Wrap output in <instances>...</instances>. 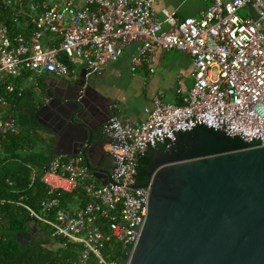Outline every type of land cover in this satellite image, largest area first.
Segmentation results:
<instances>
[{
  "label": "built area",
  "instance_id": "1",
  "mask_svg": "<svg viewBox=\"0 0 264 264\" xmlns=\"http://www.w3.org/2000/svg\"><path fill=\"white\" fill-rule=\"evenodd\" d=\"M206 1L198 18L179 19L163 9L158 19L154 0H58L52 6L45 0H0L29 29L12 34L0 24V87L6 93L22 94L13 80L24 72L28 77H76L75 67L80 66L88 82L135 43L131 74L140 66L152 73L157 49L181 51L191 59L192 84L180 103L155 95L152 106L144 108L145 120L133 123L123 121L112 105L101 125L112 163L106 184L92 176L81 154L56 153L40 176L46 192L40 211L14 202L33 222L49 227L57 246L72 247L77 253L72 264H120L136 243L150 190L133 187L134 166L145 142L163 147L162 137L190 128L205 113L233 136L264 131V0ZM243 9L246 16L240 17ZM8 107L0 94V149L2 138L19 130L5 114ZM262 139L260 146L264 134ZM63 196L77 201L73 209L61 205ZM5 202L13 203L0 199V204Z\"/></svg>",
  "mask_w": 264,
  "mask_h": 264
},
{
  "label": "water",
  "instance_id": "2",
  "mask_svg": "<svg viewBox=\"0 0 264 264\" xmlns=\"http://www.w3.org/2000/svg\"><path fill=\"white\" fill-rule=\"evenodd\" d=\"M83 76L81 69L72 80L45 79L46 99L33 116L54 134L55 153L81 154L106 184L109 170L100 163L106 139L97 131L111 114L110 101ZM227 130L205 113L190 128L162 137L163 151L144 143L133 187H149L147 212L120 264H264V131L233 136ZM149 151L155 153L138 183V162ZM23 239L16 234L27 245Z\"/></svg>",
  "mask_w": 264,
  "mask_h": 264
},
{
  "label": "trees",
  "instance_id": "3",
  "mask_svg": "<svg viewBox=\"0 0 264 264\" xmlns=\"http://www.w3.org/2000/svg\"><path fill=\"white\" fill-rule=\"evenodd\" d=\"M14 19L11 11L0 5V24H5L12 34L18 32L27 34L29 29L26 28L24 19L20 17L16 21ZM0 94L4 95L11 105L6 115L14 118L19 126L17 134H8L1 140L0 199L13 203L0 204V264H72L77 260V253L71 246L62 249L60 246L50 245L52 243L50 229L46 233L41 222L37 224L45 231V235L30 238L24 246L16 241L17 233L27 234L29 218L25 210L14 202L21 201L40 211L39 201L46 194L40 176L56 153L51 149L54 138L47 137L49 142L47 143V140L37 133L46 130L33 117L34 106L30 104V92L24 90L17 96L15 93L2 91L0 87ZM40 142L46 145L42 147L39 145ZM157 150L163 151L164 148L158 147ZM150 159L148 153L140 158L136 177L138 183L144 181ZM31 169L34 172L33 180ZM69 201L73 200L63 196L60 202L65 206ZM25 239L24 237L23 240Z\"/></svg>",
  "mask_w": 264,
  "mask_h": 264
},
{
  "label": "crops",
  "instance_id": "4",
  "mask_svg": "<svg viewBox=\"0 0 264 264\" xmlns=\"http://www.w3.org/2000/svg\"><path fill=\"white\" fill-rule=\"evenodd\" d=\"M207 6L208 2L206 0H154V9L158 19L163 18L161 12L163 9L173 11L174 15L179 19L187 17L198 18ZM136 46V43L127 46L117 61L107 63L98 74L88 80L92 86L109 99L111 111L112 105L115 104V113L123 121L132 123L145 120L144 108L152 106L153 96L160 95L164 101L178 104L181 102L182 95L189 90L192 84L191 59L187 54L177 50L157 49L153 64L154 71L152 73H149L145 66H140L131 74L129 71V59L135 52ZM76 67L75 74L78 75L82 68L80 66ZM27 78L28 74L24 72L21 76L15 78L13 83L17 88L30 92L24 87ZM65 78L72 80L74 76L70 75ZM38 79H40V82L36 84L34 90L40 94V100L34 102L32 101V95L30 97V104L34 106V109L35 107L37 108V105H43L45 102L46 98L39 92L40 89L46 87L44 80L46 79L49 82L50 79L62 80L63 78H55L52 75L43 74ZM9 107L6 113L9 112ZM45 133L54 138L52 132L46 130ZM97 138L101 140L105 138L101 132V126L98 128ZM54 141L55 139L53 143ZM107 147L108 142L105 140L100 149L105 157L100 159V163L105 159L110 160L106 154ZM92 159L95 162L99 161L98 156ZM102 168L104 167L102 166Z\"/></svg>",
  "mask_w": 264,
  "mask_h": 264
},
{
  "label": "rangeland",
  "instance_id": "5",
  "mask_svg": "<svg viewBox=\"0 0 264 264\" xmlns=\"http://www.w3.org/2000/svg\"><path fill=\"white\" fill-rule=\"evenodd\" d=\"M58 0H45V2L47 3V5L49 6H52L54 5ZM201 1V0H199ZM29 2H37V1H34V0H29ZM246 13H247V10L243 9V10H240L238 12V15L240 17H245L246 16ZM251 15H253V13H251ZM41 44L44 45L46 43V38H42L41 39ZM78 68V66L76 67ZM40 82V79H38V77H35V76H30L27 78L26 82L24 83V87L27 88L28 90H30L31 92V95H32V101L34 102H38L40 100V94L38 92H36L34 89L36 87V84H38ZM6 114V112H5ZM25 133V131H24ZM38 135L43 137L48 140L47 137L48 134L43 132V131H37ZM43 135V136H42ZM47 143H49L48 141H46ZM40 146L44 147V145L46 144H42V142L39 143ZM38 145V147H39ZM77 204V201L76 200H73V201H69L67 203H65V206L68 208V209H73L75 207V205ZM42 227L44 228V230L46 231V233L49 231V227L44 225L42 223ZM50 245H57V242L52 238V243Z\"/></svg>",
  "mask_w": 264,
  "mask_h": 264
},
{
  "label": "flooded vegetation",
  "instance_id": "6",
  "mask_svg": "<svg viewBox=\"0 0 264 264\" xmlns=\"http://www.w3.org/2000/svg\"><path fill=\"white\" fill-rule=\"evenodd\" d=\"M63 79L67 80L66 78H63ZM39 92L46 98V94L44 93L43 89H40ZM40 106H42V104L37 105V107H40ZM35 109H36V107H35ZM35 109H34V111H35ZM42 128L45 129L44 127H42ZM45 130H47V129H45ZM47 131H49V130H47ZM160 151L161 150H157V149L155 150V152H160ZM155 152L149 151L148 152V157H150L151 153H155ZM101 164H102V166L104 168L108 169L109 172H110V170L112 168L111 160L105 159V160L101 161ZM27 228H28L27 234L23 235L26 239L27 238L28 239H30V238H39V237H42L43 235H45V231L42 228H40L38 226V224L36 225L33 222L32 223H28V227Z\"/></svg>",
  "mask_w": 264,
  "mask_h": 264
}]
</instances>
